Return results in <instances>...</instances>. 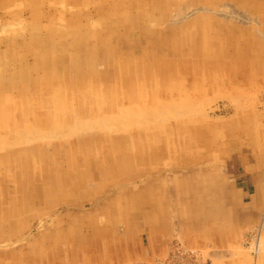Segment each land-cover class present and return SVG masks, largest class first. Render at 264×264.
I'll list each match as a JSON object with an SVG mask.
<instances>
[{"label":"bare ground","instance_id":"bare-ground-1","mask_svg":"<svg viewBox=\"0 0 264 264\" xmlns=\"http://www.w3.org/2000/svg\"><path fill=\"white\" fill-rule=\"evenodd\" d=\"M43 1L27 0L26 3L30 4L31 13L33 15L37 12L40 4L43 5L45 3L54 2L51 0ZM56 1L57 0H55V2ZM67 1L74 4V8H79V10L77 9L74 11V23H70V27H73V29L71 30V34L68 35L74 39V57L70 56L71 52L66 47V43H64L66 37L62 33L58 34L57 26L54 23L55 16L53 14H51V18L47 19L46 23L41 22L42 18L39 17L40 14L37 15V18H33L28 23H25L23 26L25 28V33L23 36L21 35L22 38H25L24 41H26L24 52L23 49L18 50L17 48L18 45H21V40L18 44L16 41H11V44L14 45V51H10L9 54H2L0 52V215H2L3 218L9 217L12 223L16 220L14 230L10 232L11 235L14 232L20 231L21 219L25 220L30 217V215L41 216V214L46 213V211L52 213L57 207L67 209V213L65 214L67 215L65 220L67 221L66 226L63 224L62 218L51 219L49 228L47 227L48 229L31 238V242L37 244V247H40V251H37V253L44 256V258H32V256L36 254H33L34 248L30 243L28 248L33 249L27 250V252L23 254L24 257L28 259L24 264H66L59 258L60 252L56 253V249L60 250L61 242L71 238L74 239V245L68 248V255H74L75 250L81 252L89 249L91 254L97 256L102 252L103 248H106L105 246H108V244L105 245L108 238L111 240L112 245L120 241L122 242L125 239L126 235L119 234L116 224L122 220L130 223L135 221L136 224L140 222L139 220H150L154 222V225L160 226L161 224L155 223L156 220L160 218L155 213L156 211L154 208L148 209L146 206L144 190L138 188L131 189L128 185L134 180L143 178V176L147 177L148 175L146 172H143L145 168L151 172L153 168H156V166L158 167L159 165L156 162L158 156L167 157L173 152H176L177 155L180 154V162L176 163L178 164L176 167H173L172 173L178 172L180 174L185 169H188V172L182 175L180 174L181 176L175 175V178L183 177L190 182V188L187 190L189 202L185 204L186 209L189 206L190 208L188 209L197 213V215L202 217V220H206V222L216 220L218 217L224 218L225 216H221V211L215 207L216 204L219 205V203H217V201H219L217 195L220 194L217 193L219 191V184H213V180L211 181L213 173L209 171L211 162L208 160L210 157L216 156L213 152L215 147L214 135L210 132L207 135L209 140L205 135L203 137L201 136L202 138L199 136V132L201 130L203 131L205 126L208 127H206V129L210 128L209 125L206 124L202 125L203 127H198L191 125L190 121L187 122L182 120V124L178 126L170 123L166 124L164 130L161 129L165 133L162 138L165 140V144L159 150L157 149L156 153H146L144 150L149 142H151V137L142 135L143 133L139 135L127 134L128 130H130V126L132 127L136 121L131 112L137 103L145 102L147 99L146 94L143 95L138 86L140 85L141 76L145 74V78L148 79L147 83L149 84H152L158 77L161 83L164 82L161 88L154 89V92L159 91V93L156 95H154L155 93L153 94V99L150 102L153 103V105H147L148 103L145 104V109H149L151 106L154 110L155 116L152 115L153 117L151 116L152 118L150 120L154 119L156 124L161 123V120L162 122L164 120L166 122L168 120L166 117V115L168 116V112L173 111L172 114H174L176 109H188L186 111L191 114L193 110L187 105L189 103L186 102L181 104V102L178 103L177 101H173L175 97L184 98L185 96L183 88H178V86L181 87L183 84H186L187 79L183 75H186L185 72L188 74L190 64H192V62L200 63L204 61V58H207V61H205L206 63H204L203 66H215L222 61L226 62L229 60H241L242 63H246L252 60L251 56L253 48H255L253 47L254 42L257 44L260 43V45H256L258 50L260 48L264 50V35H262V37H256V39L254 36L239 35V33L234 36H228L225 30H223V27L215 23L217 18L215 17L212 19V14H207L206 17L199 15V17L192 22L185 21L188 18V14H184L185 16L183 15V5L181 8L177 7L178 10L176 9V14L172 13V11H174L172 8H174L176 4L175 2H179L180 0H173L174 3L172 1L170 2V0ZM149 2L152 4L149 5ZM217 2L218 1L215 0H209V3L215 4ZM6 3H8V0H0V5ZM86 4L93 6L91 11L87 10L89 11L86 15L87 18L88 15L90 19L94 16L96 18H93L92 22L90 21L89 23L83 24L82 10L87 8L85 6ZM184 5L188 4L185 3ZM223 5L224 9L228 10L229 7L227 8L224 3ZM214 7L215 6L210 7L211 10L209 9V11L211 12ZM224 9H221V11L223 12ZM232 10H228V12H232ZM135 11L139 13L137 16L138 18L133 14ZM226 12L224 14H226ZM231 14V16H233V13ZM236 14L237 13L234 12V17ZM241 14L239 15L242 16ZM243 14L245 15V13ZM174 17H176V20ZM226 17H230V13L229 16ZM251 18H253V20ZM254 18L255 17H250L249 22H251V20H256ZM141 19L146 21L150 20L154 22L156 26L153 27V24H149L150 26L141 24ZM239 20L242 22L244 21L242 19ZM161 22L166 24L164 30L159 28ZM178 22L183 23L181 24ZM257 22L258 21L255 23L259 24ZM142 33L146 34L145 41H148L146 46L139 42H134V40H136L135 37L138 38ZM17 37L18 35H16V38ZM124 42L126 45L128 44L134 47L139 57H129L130 53H127L128 50L122 51L120 48ZM57 45L59 58L56 65L58 61L60 65L55 66L61 72H58V74H56L57 71L54 72L52 68L55 67L52 66L51 63L52 55L44 51L48 47ZM34 46L39 47L33 48ZM145 48L148 51L149 49L152 50V54L149 55L150 52L149 54H145V52H147ZM41 49L42 52L39 53ZM165 52H167V54ZM168 53L170 54L168 55ZM8 55L10 56L7 57ZM29 55L30 58L33 59V62L31 65L27 66ZM66 55L70 58L69 65L66 63ZM259 59L260 57H255L253 62L257 60L260 61ZM173 62L178 65H173ZM17 64L18 67L15 66ZM150 64L154 67L157 66L156 69H158L155 74L152 73L151 69L154 67H151ZM261 66H264L263 61ZM8 67L12 69L11 73H9ZM28 68L31 69L32 72H37V76L34 78L30 76ZM173 81L176 82L178 88L176 90L175 88H169ZM158 82L160 83V81ZM155 86L157 85L155 84ZM243 88H241V91ZM174 91L175 93L180 91L182 95L176 96ZM241 91L239 92L241 93ZM15 93H19L20 96L15 97ZM44 93L51 94L55 96V98L51 101L39 98L40 95ZM164 95L168 96V100H171L170 102H173L161 106V102H158L157 99ZM229 96H231V94ZM247 96L246 94V97ZM249 97L251 98L252 96ZM250 98L248 99L249 101H251ZM243 99L245 102V98ZM174 102H177L178 105ZM240 102L243 103V100ZM166 105L167 108L165 107ZM125 106H127L126 109ZM149 112L143 113L145 116H148ZM224 112L226 113L227 111L224 110ZM148 118L150 117L148 116ZM245 122V126L247 127H255L253 124L257 125L256 118L252 119L250 117ZM242 128L243 127L240 126L238 131H241ZM237 129L238 127H236V131ZM249 130L250 128L244 129L246 133ZM57 138L59 139L58 141L56 140ZM260 139L261 138L255 135L256 141H260ZM261 141L263 142L264 139H261ZM138 148L142 149L140 153L138 152ZM169 174H171V172ZM226 183V185L230 187L231 184L228 181ZM169 187L171 188V186ZM109 190H114L119 193L114 197L111 196L107 202L104 198L107 197ZM212 194L215 195V200H213L215 208L210 211L207 204L208 202H212ZM236 194L239 197V195L242 196L243 193L238 191ZM90 197H92V199H90ZM89 200L95 202L96 210L101 213L103 216L102 219L105 218L108 222L105 228L100 225L102 224L100 222L101 219H99L96 214L93 215L89 213L90 215H87L85 212H80L74 215V211H71L72 209L74 210V206L81 210L85 202ZM148 202L149 204L153 203L152 207H156L159 211L171 212V209L161 200H157L156 202L155 199L152 198V201ZM233 202H235V199H233ZM236 206L237 204L234 207ZM180 210H182L181 215H184V210ZM252 218L254 219V217ZM48 223L46 222V225H48ZM81 225H87L86 227L88 230L90 229V232H87V236L90 235L93 242H96L92 243V241H89L87 245V241L82 242L83 238L78 231V227H82ZM128 227L129 233H131V226L129 225ZM155 229V234L158 235L161 228L155 227ZM251 233H253V231ZM152 234H154L153 229ZM255 234H257L256 231ZM11 236H16V234ZM102 236L104 241L98 243ZM259 236H261V228ZM5 239H9V237ZM261 243L262 241L260 243L258 242L257 247L256 245L253 246V252L257 255L256 257L259 256L258 254L261 251ZM126 247L127 246H125V248ZM144 247L145 246H143V248ZM222 249H224V247ZM228 256L231 255L228 254ZM46 257L48 259H45ZM98 258L96 259L98 260ZM236 258H238V256ZM250 258L252 257L250 256ZM242 263L243 262H241V264ZM248 263H250V261H248Z\"/></svg>","mask_w":264,"mask_h":264},{"label":"rangeland","instance_id":"rangeland-1","mask_svg":"<svg viewBox=\"0 0 264 264\" xmlns=\"http://www.w3.org/2000/svg\"><path fill=\"white\" fill-rule=\"evenodd\" d=\"M51 1H54V2L45 3L43 5L40 4L38 6V10L35 13V15L31 13L32 12L31 6L30 4L26 3L27 0H8V3L0 5V52L2 54H5V53L9 54L10 51H14V45L11 44L12 40L16 41L17 44L21 40L20 42L21 45L20 46L18 45L17 48L18 50L23 49V52H24V48H26V44H25L26 41H24L25 38H22L21 35L23 36L25 33V28L23 27L25 23H28L33 18L34 19L37 18L38 14H40L39 17L42 18L41 22L46 23L47 19L51 18V14H53L55 16L54 23L57 26L56 28H57L58 34L62 33L66 37V40L64 43H66V47L71 52L70 56L74 57V39L72 37H69L68 35L71 34V30L73 29V27H70V23H74V11H76L77 9L79 10V8L77 9L74 8V4L70 3L67 0H57L56 2L55 0H51ZM148 1H151V0H148ZM171 1L173 2V0H170V2ZM185 1L180 0L179 2H175L176 3L174 5L175 7L172 8L174 10L172 11V13L176 14L178 10L177 7L181 8V6L183 5L182 6L183 15L188 14V18L185 21L192 22L194 19L198 18L199 15H201L202 17H206L207 14H212V19H214L215 17L217 18L216 19L217 21L215 23L220 24V26L223 27V30H225V33H227L228 36H234L235 34L239 33V35L254 36L256 39V37H262V35H264V0H257V1L256 0H249V1L248 0H224V1L215 0V1H218L215 4L209 3V0H200V1L199 0H190V1L185 0ZM185 3L188 5H184ZM223 3L226 4L227 8L228 7L230 8V9L228 8V10H232L234 8L232 12L230 11L228 12L227 9H224ZM148 4L151 5L152 3L149 2ZM88 5L89 4H86L85 6L87 8L86 9L84 8L82 10V13H83L82 23L83 24L89 23L90 21L92 22L93 18H96L94 16L93 18L90 19L89 15L87 18L86 16L87 12L91 11L93 7L92 5H89V6ZM209 5H212V6H209ZM199 6L202 8H200ZM213 6H215L214 8H216L217 6V8L216 9L213 8V10L210 12L209 9L210 7H213ZM219 6H221L222 8ZM221 9H224L225 11L223 10L222 12ZM162 11H165V10H162ZM225 12L226 14H224ZM234 12L237 13L236 16L238 18L240 16L239 14H241L242 12L245 13V15L242 13L241 14L242 16H240L239 18L244 21L242 22L236 16L235 18ZM137 13H138L137 11L133 13L135 17L139 15V13L138 14ZM229 13H230V17L227 18L226 16H229ZM231 13H233V16H231L232 15ZM223 14L226 16H224ZM244 16L246 17L248 16L247 17L248 19ZM250 17H255L254 19L256 20L252 21L253 18H251L252 20L251 22H249ZM175 18L176 17H174V19ZM243 18H246L248 22L246 19H243ZM256 21H258L257 23H259L260 25L256 24L255 23ZM140 22L141 24H144L146 26H150L149 24H153L152 25L153 27L156 26V24H154V22L150 20L146 21L144 19H141ZM178 23L182 24L183 22H178ZM164 27H166V24H163L161 22L159 28L164 30ZM16 35H18L17 38H16ZM145 37H146V34L142 33V35H140L138 38L135 37L136 40H134V42L135 43L139 42L142 45L146 46V43L148 41H145ZM251 39H254V38H251ZM253 45H254L253 47L255 48H253V53L251 56L252 60L246 63H242L241 60L240 61L229 60L226 62L222 61L221 62L222 64L218 63L215 66H207V65L203 66V64L206 63L205 61H207V58L206 59L204 58V61H201L200 63L192 62V64H190L189 66V69L187 68L189 70L188 74L187 72H185L186 75H183L187 79L186 84H183L181 87L178 86V88H181V89L183 88L185 92L184 98L175 97L173 99V101H177L178 103L181 102V104L186 103V102L189 103L187 105H189L190 108L193 110L191 111L192 115L186 111L188 109H185V110L176 109L175 110L176 112L174 111V114H172L173 111L168 112V116L166 115L168 120L166 122L165 120L163 122L161 120V123L159 124H156L154 119L150 120L153 117L152 115H154V110H153V107L151 106L149 109L147 108L145 109V104L148 103L147 105H153V103H150L153 99V94L155 93L154 95H156L159 93V91L154 92V89L161 88L164 85V82L161 83V80L158 79L159 77L157 78L155 76L157 79L154 80L152 84H149L147 83L148 79L145 78L146 77L145 74L144 75L142 74L143 76H141L140 85L138 86L141 89V92L143 93V95L146 94L147 99L145 102L137 103V105L134 106L131 113L133 114L134 120L136 121L132 127L130 126V130H128V133H127L128 135H134V134L139 135L143 133L142 135L150 136L151 142L147 140L149 144L147 145L144 151L146 153H156L157 149L159 150L165 144V140L162 139L165 133L162 130H164L166 124L170 123V124H174L175 126H178L182 124V121H187V122L190 121L191 125L198 126V127L208 124L210 128L206 129L207 126H205V129L199 132L200 133L199 136L203 137L205 135V137L208 139L207 135L210 132L212 135H214L215 147L213 146L214 147L213 152L215 153L216 156L213 155L214 157H210L208 160L211 162L209 165V168H210L209 171L210 173H213V177H211V181L213 180L212 181L213 184L214 185L219 184V191L217 192V193H220L217 195L218 200H219L217 201V203H219V205L216 204L215 207H217L221 211V216L223 215L225 217L224 218L218 217L217 218L218 220L216 219V220H211V221L206 222V220H202V217L198 216L197 213H194L193 211L188 209L190 208L189 206L186 209L185 204L189 202L187 190L190 188V184H189L190 182L189 180L183 177L175 178V175L181 176L185 172H188V169L187 170L185 169L183 172H181L180 173L181 175L178 172L172 173L173 167H176L178 165L176 163L180 162L179 160L180 154L177 155L176 152H173L169 154L170 158H169V155L167 157L158 156L156 158L157 160L156 162L158 163L159 166L158 167L156 166V168H153L151 172L150 170H147L146 168L144 169L142 167L144 169L143 172L144 173L146 172L148 176L147 177L143 176V178L134 180L132 181V183L129 181L130 184L128 185L129 187H131V189L138 188L140 190L142 189L144 190L145 192L144 200L146 201V206L148 209L154 208V210L156 211L155 213L160 218L159 220L157 219L155 223H158L159 225L161 224L160 226L154 225V222L150 220L149 221L139 220L140 222H137L138 224H136L135 221L133 223L131 222L132 223L131 224L130 222H125V220H122L116 224H117V229L119 231V234L121 233L120 235H126L125 239L122 242L120 241L119 243L112 245L111 240H109V238L107 237L108 239L106 238L107 242L105 243V245L108 244V246H105L106 248L105 249L103 248L102 252L98 254L99 258H98V255L94 256V254H91L89 249L87 251H81V252L76 251L74 249L75 250L74 255H68V250H69L68 248L74 245L73 238L62 241L61 249L60 250L56 249V253L60 252L59 258H61L66 264H69V263L70 264H77V263L78 264H212V263L213 264H241V262H243L242 264H247L248 261H250V263L248 264H264V247H263L264 246L263 245V241H264V214H263L264 213V170H263L264 169V144L263 143L264 141L263 142L261 141V139H264V92H263L264 90V66H261L262 61L264 62V50L261 48L258 50L257 46L260 45V43L257 44L254 42ZM37 47L34 46L33 48H37ZM120 49L122 51L128 50L127 53H130L129 57H133V58L139 57L138 54H136L137 50L135 51L134 47H132L131 45H128V44L126 45L125 42L123 43ZM102 50H103V47H102ZM44 51H46L45 53H50V55H52L51 63H52V66H55L59 58L58 45L54 47H48ZM41 52H42V49L39 53ZM147 52H145V54H149V52H150L149 55L152 54V50L150 49L149 51L147 50ZM165 53L167 54V52ZM169 54L170 53H168V55ZM9 56L10 55H8L7 57ZM255 57H260L259 59L260 61L257 60L256 62H253ZM167 61H170V60H167ZM32 62H33V59L30 58V55H29L28 60H27V66L31 65ZM66 63L69 65L70 63L69 57H67ZM173 63H174L173 65L177 64L175 62ZM59 65L60 63L58 61V64L56 66H59ZM15 66L18 67V64ZM56 66L52 68H53V71L54 72L57 71L56 74H58L60 70H58ZM150 66L152 67L153 65L150 64ZM156 67L157 66L151 69L152 73L154 74L158 69V68L156 69ZM28 70L30 72L29 73L30 76H32L33 78L37 76V72H32L31 69L29 68ZM8 71L9 73H11L12 69L8 67ZM216 75H217V78L219 77L218 79L216 78ZM158 81H160V83ZM155 84L157 86H155ZM219 85H220V88H219ZM231 86H234V87H231ZM169 88H175V90L178 89L176 86V82L173 81ZM241 88H243L242 91H241ZM239 91H241V93ZM190 92H192L193 94ZM175 94L176 96L182 95L180 94V91ZM230 94L231 96H229ZM246 94L248 95L247 97H246ZM16 96L19 97L20 94L15 93V97ZM249 96H252V97L250 98ZM39 98L47 99L51 101L53 98H55V96L44 93V94H41ZM190 98L191 99L194 98V99L191 100ZM241 98L243 100V103L240 102L242 101ZM243 98H245L246 103L244 102ZM249 98L252 102L248 100ZM157 100L158 102H161L160 103L161 106L163 104H166V103L169 104L173 102V101L170 102L171 100H168V96L166 95H164L163 97L161 96ZM183 100L184 101L187 100V101L184 102ZM237 100L239 103L237 102ZM258 101L259 102L262 101V102L259 103ZM177 102H174V103L176 104ZM233 102L234 103L236 102V103L234 104ZM230 104L233 106H231ZM165 107L167 108V105ZM126 108L127 106H125V109ZM224 110L227 112L225 113ZM179 111L180 112L183 111V112H181L180 114ZM143 112H147V113L149 112L148 116L150 118H148V116H145ZM196 113L199 115H197ZM171 117H173L174 119ZM250 117L252 119L256 118L257 125L253 124L255 125V127L248 126L250 130L247 131L246 133L244 129H249V128L245 126L246 125L245 121H247ZM194 122L197 125H195ZM240 126H242L243 128L241 129V131H238ZM236 127H238L237 131H236ZM221 132H224V133H221ZM255 135L261 138L260 141L255 140ZM56 140L58 141L59 139L57 138ZM140 151H142V149L138 148L139 153ZM221 159L223 162L221 161ZM170 172L171 174H169ZM227 181L231 184L230 187L226 185ZM221 182L224 185H222ZM169 186H171V188ZM238 191H241L243 193L242 196L241 195H239V197L237 196L236 193ZM118 193L117 191L115 192L114 190H109L107 197L104 198L105 201L108 202V199L111 198V196L114 197ZM212 195H213L212 202H208L207 204L209 206L210 211H212L213 208H215L213 204V200H215V195L214 194ZM141 198H142V195H141ZM152 198L155 199L156 202L157 200H161L165 202L166 206H168V208L171 209V212L168 213V212L159 211L157 210L156 207H152L153 203L149 204L148 202V201H152ZM90 199H92V197H90ZM233 199H235V202H233ZM92 201L93 200L86 201L85 204L82 206L81 210H79L78 207L74 206V210L72 209L71 211H74V215H77V213H80V212H85L87 215H90L89 213L93 215L96 214V216L99 219H101L100 222L102 224L100 225L103 228H105L108 222L106 221L105 218L102 219L103 216L98 210H96L95 202H92ZM236 204L237 206L234 207ZM180 209L184 210L183 212L184 215H181L182 210ZM66 213H67L66 208L57 207L55 208V211L53 210L52 213L49 211H46V213L41 214V216L30 215V217L26 218L25 220L21 219L20 231L14 232L11 234V235L16 234V236L10 235V232L14 230V226L16 225L15 224L16 220L12 223L9 217L3 218V216L0 215V264H24V262L26 263V260L28 259H26L23 254L27 252V250H30L33 248H34L33 254H36L35 256H32L33 259L44 258V256H41L39 253H37V251L38 252L40 251V247H37V244L31 242L32 241L31 238L35 237L40 232L48 229L51 219L54 220L56 218H62L63 224H65L66 226V222H67L65 221L67 218V215H65ZM252 217H254V219ZM46 222L47 223L49 222L48 225H46ZM129 225L131 226L130 230L132 229L133 231V232L131 231V233H129L130 232L129 227H128ZM86 226L87 225L78 227L79 228L78 231L81 233V237L83 238L82 242L87 241L86 242V245H87L89 241L90 242L92 241V243L96 241L93 242V239L90 238V235L87 236L88 233L90 232V229L88 230ZM155 227L161 228V231L158 235L155 234L156 232ZM258 227L261 228V236H259L260 228ZM152 229L154 230V234H152ZM252 231L254 234L251 233ZM255 231L257 234H255ZM7 237H9V239H5ZM242 239H244L245 241ZM103 241L104 239L102 236L101 239L98 241V243L103 242ZM261 241H262L261 243L262 246L260 245L261 251L258 254L259 256L256 257L257 255L253 252V246L256 245L257 247V243L258 242L260 243ZM30 243L33 245V248H28L30 246ZM125 246L127 247L125 248ZM143 246L145 247L143 248ZM223 247L224 249H222ZM239 247H240V250H239ZM245 252L247 253L249 252L248 253L249 255ZM228 254L231 256H228ZM237 256L238 258H236ZM250 256L252 258H250ZM96 258H98V260ZM45 259H48V258L46 257Z\"/></svg>","mask_w":264,"mask_h":264}]
</instances>
